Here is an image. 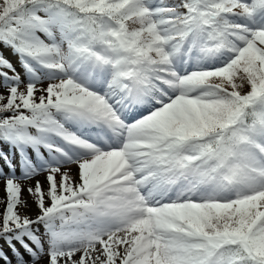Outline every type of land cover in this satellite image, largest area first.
<instances>
[{"label": "snow or ice", "instance_id": "1", "mask_svg": "<svg viewBox=\"0 0 264 264\" xmlns=\"http://www.w3.org/2000/svg\"><path fill=\"white\" fill-rule=\"evenodd\" d=\"M0 180V264H264V0H0Z\"/></svg>", "mask_w": 264, "mask_h": 264}, {"label": "rangeland", "instance_id": "2", "mask_svg": "<svg viewBox=\"0 0 264 264\" xmlns=\"http://www.w3.org/2000/svg\"><path fill=\"white\" fill-rule=\"evenodd\" d=\"M73 171H75V169H73ZM36 179L40 180L41 183H44V175L43 174H41V175L35 177V179L29 180V181H31L34 184ZM20 183H21L22 188H24L23 187L24 186L23 180L20 181ZM45 187H47L46 184H45ZM3 188H4V182H3V180H0V192L3 190ZM29 196L30 195H28L25 191L22 193V199L26 200L28 202V204L30 205V208L27 210V214L31 215L34 218L35 215L37 214V210H36L33 202L30 200Z\"/></svg>", "mask_w": 264, "mask_h": 264}, {"label": "trees", "instance_id": "3", "mask_svg": "<svg viewBox=\"0 0 264 264\" xmlns=\"http://www.w3.org/2000/svg\"><path fill=\"white\" fill-rule=\"evenodd\" d=\"M4 182V181H3ZM23 182H24V188L25 189H27L30 185H34L31 181H29V180H23ZM27 194H28V192L27 191H25ZM29 195V194H28ZM4 196H5V192H4V188H3V190L0 192V201H2L3 200V198H4ZM29 198H30V200L32 201V198L29 196ZM33 202V201H32ZM3 210H4V205H3V203H0V212H3Z\"/></svg>", "mask_w": 264, "mask_h": 264}]
</instances>
